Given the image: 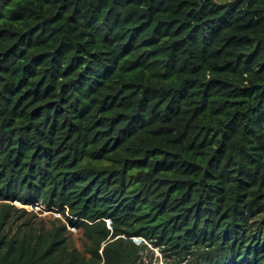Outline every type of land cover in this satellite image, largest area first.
Here are the masks:
<instances>
[{
    "label": "trees",
    "instance_id": "obj_1",
    "mask_svg": "<svg viewBox=\"0 0 264 264\" xmlns=\"http://www.w3.org/2000/svg\"><path fill=\"white\" fill-rule=\"evenodd\" d=\"M156 251L264 264V0H0V264Z\"/></svg>",
    "mask_w": 264,
    "mask_h": 264
},
{
    "label": "rangeland",
    "instance_id": "obj_2",
    "mask_svg": "<svg viewBox=\"0 0 264 264\" xmlns=\"http://www.w3.org/2000/svg\"><path fill=\"white\" fill-rule=\"evenodd\" d=\"M228 1H230V0H228ZM14 206L22 208V206L20 204H18V203H14ZM26 210L28 212H34L35 214L37 213L36 215H37L38 218H47L46 219L47 221L50 218L53 219L55 217V218H61L64 222H66L65 219L62 218V216L60 214L51 212V211L45 209V207L42 206V205H39V206L33 207V208L26 207ZM70 230H71L73 238L75 239L76 245L81 247V244H82V242H81V237H82L81 232H79L78 230L73 229V228L70 229ZM139 241H140L139 239H135L134 240V242H136V243H138ZM145 256H147V255L145 254ZM149 261H150V259L147 262L149 263ZM152 263L153 264H166L164 262V259L160 256V254L157 251L155 252V257L153 258ZM170 264H175V263H170Z\"/></svg>",
    "mask_w": 264,
    "mask_h": 264
},
{
    "label": "built area",
    "instance_id": "obj_3",
    "mask_svg": "<svg viewBox=\"0 0 264 264\" xmlns=\"http://www.w3.org/2000/svg\"><path fill=\"white\" fill-rule=\"evenodd\" d=\"M139 243H140V241L137 244H139Z\"/></svg>",
    "mask_w": 264,
    "mask_h": 264
},
{
    "label": "water",
    "instance_id": "obj_4",
    "mask_svg": "<svg viewBox=\"0 0 264 264\" xmlns=\"http://www.w3.org/2000/svg\"><path fill=\"white\" fill-rule=\"evenodd\" d=\"M203 3V2H202Z\"/></svg>",
    "mask_w": 264,
    "mask_h": 264
}]
</instances>
